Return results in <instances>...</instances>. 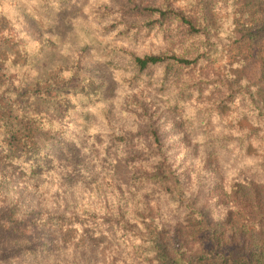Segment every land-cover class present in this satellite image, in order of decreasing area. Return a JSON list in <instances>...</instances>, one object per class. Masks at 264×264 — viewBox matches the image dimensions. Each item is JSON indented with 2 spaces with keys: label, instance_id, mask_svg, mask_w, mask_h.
<instances>
[{
  "label": "trees",
  "instance_id": "obj_1",
  "mask_svg": "<svg viewBox=\"0 0 264 264\" xmlns=\"http://www.w3.org/2000/svg\"><path fill=\"white\" fill-rule=\"evenodd\" d=\"M234 4L251 23L237 50L261 62L256 82L212 57L214 21ZM90 15L128 71L110 79L86 53L73 73L17 85L6 53L18 38L0 26V264H264V0H199L189 12L110 0ZM86 78L98 82L87 106L57 103ZM58 113L75 131L60 130ZM38 153L59 163L36 171L26 157ZM118 159L130 168L125 191ZM15 169L44 203L20 195ZM62 220L79 246L45 233Z\"/></svg>",
  "mask_w": 264,
  "mask_h": 264
},
{
  "label": "rangeland",
  "instance_id": "obj_2",
  "mask_svg": "<svg viewBox=\"0 0 264 264\" xmlns=\"http://www.w3.org/2000/svg\"><path fill=\"white\" fill-rule=\"evenodd\" d=\"M110 0H0V26L12 28L18 38L15 46L10 49L6 56L9 59V73L19 72L15 83H45L53 79L58 72H72L77 64L76 55L86 54L92 62L93 70H100L106 77L114 78L117 72L128 71V65L117 54L115 42L101 36L98 26L92 21L90 9L100 3ZM199 0H175L176 4L184 12L194 9ZM235 5V4H234ZM240 5H235L233 11L223 18L214 21V29L219 32V47L212 57L223 68L232 66L229 72L233 75H245L252 82L261 78V62L252 57L245 59L240 55L238 42L243 40L244 31L250 29L251 23L247 16L242 15ZM122 72V73H123ZM73 73V72H72ZM144 84L154 87L155 80L152 77H144ZM3 81L5 78L3 77ZM115 82V80H113ZM97 81L86 78L75 84L74 90L58 95L57 103L64 106L80 105L87 106L94 98ZM81 93V96L74 95ZM57 121L60 122V130L72 128L69 133L76 129V125L70 119H64L59 113ZM64 116V115H63ZM81 120L82 117H76ZM98 153V149L95 148ZM31 161L36 171H48L53 168L57 160L55 155L38 153L26 157ZM5 159L0 156V179L6 177L3 168ZM3 168V170H2ZM16 170V169H15ZM9 171L8 176L15 181V187L21 196H29V199H39L45 202L39 191L31 194L27 189L25 179L21 178L17 170ZM114 180L121 190L127 189L130 168L128 165L117 160L112 167ZM20 178V179H18ZM36 190L39 188L36 186ZM70 221L62 220L50 224L44 228L45 233L54 237H61L64 242L71 246H79V239L75 230L69 226ZM105 241H111L105 238ZM117 251L111 242L105 244L102 254L103 261L116 260Z\"/></svg>",
  "mask_w": 264,
  "mask_h": 264
}]
</instances>
